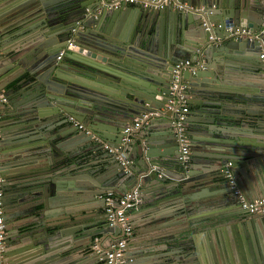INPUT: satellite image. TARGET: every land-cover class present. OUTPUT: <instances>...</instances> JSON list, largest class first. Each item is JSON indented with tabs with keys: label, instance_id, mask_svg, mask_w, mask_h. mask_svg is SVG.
<instances>
[{
	"label": "water",
	"instance_id": "obj_1",
	"mask_svg": "<svg viewBox=\"0 0 264 264\" xmlns=\"http://www.w3.org/2000/svg\"><path fill=\"white\" fill-rule=\"evenodd\" d=\"M173 1L188 9L130 3L112 8L109 0H0V37L21 39L7 47L0 41V94L6 98H0V110L12 118L0 123L6 231L0 264H81L75 255L88 244L75 237L93 243V236L109 232L117 240L121 234L118 227L95 224L107 193L138 188L151 206L171 203L174 218L190 217L203 208L204 186L226 180L223 167L230 162L242 193L264 196V0ZM185 59L195 64L180 72L187 103L206 117L193 120L199 124L191 130L196 135L190 133L184 161L172 131L175 114L166 107L172 67ZM249 75L253 83L243 80L241 88L210 85ZM231 102L239 103L238 110L232 111ZM162 109L160 117L125 132L143 114ZM68 115L90 133L74 124L62 130L64 119L72 124ZM167 117L170 124L159 132L158 121ZM92 134L116 151L104 149ZM170 168L177 175L167 181ZM82 170L91 177H77ZM189 222L190 235L179 229L164 235L173 251L167 254L170 264H186L188 256L212 264L214 245L228 264H264V214L237 210L216 224ZM200 232L206 240L195 237Z\"/></svg>",
	"mask_w": 264,
	"mask_h": 264
},
{
	"label": "crops",
	"instance_id": "obj_2",
	"mask_svg": "<svg viewBox=\"0 0 264 264\" xmlns=\"http://www.w3.org/2000/svg\"><path fill=\"white\" fill-rule=\"evenodd\" d=\"M1 29L2 28H0V30ZM3 33L4 32H2V34ZM20 40L21 39H19V38H14V36L12 34L8 35V36H1L0 37V41L3 42V47H7L13 43H18ZM260 67H262V66L260 65ZM249 78H251V79H249ZM243 80L249 81V83H253L254 79H252V77L249 75L247 78L238 77L235 80L232 79V80L228 81L230 83H225V82L220 81V80H218V81L214 80V81H212V83L210 85L212 87L217 86L220 89H222V87H225V89L228 88V89L232 90L233 88H239V87L241 88V84H242ZM13 86H14V84H12L11 86L9 85L6 88H11ZM197 100L198 99H196V101ZM188 106H189V112H193L190 116L187 115V118L190 119L191 121L186 122L187 123L186 132H187V134L190 138V141H191L192 139H191L190 133H193L194 135H196V133L191 131V130L194 129L193 128L194 125L199 124L198 122L197 123L193 122V120L202 119V117L205 118L206 115L205 114L203 115L200 112L194 113V110L199 109L198 106H195V105L192 106L190 104H188ZM229 107L232 109V111H236V110H238V107H240V106H239V103L231 102L229 104ZM0 112H1L0 123H4V122L7 123L9 121L12 122V118L6 119V117H5L7 110H0ZM164 113H165V109H162L160 112V115L158 117H160ZM169 119L170 118L167 117V118H162V120L158 121L157 124H158L159 132H163V129L170 124ZM63 121H64V124L62 126V130L66 127L68 129H72L74 127L73 124H68L66 122V119H64ZM250 130H251L250 128H245V131L247 133H249ZM242 131L244 132V130H242ZM99 153H102V151ZM91 162H94V160H92ZM260 162L263 163L262 158H260ZM11 170H12V167H11ZM232 174L234 175L235 171H232ZM175 175H177L176 170L174 168H170L167 171V176H166L167 181L171 180L172 177H175ZM76 176L79 178H83V180H86V179L91 177L90 173L87 172L86 170L77 171ZM248 176H249V174H248ZM123 186L126 187L125 184H123ZM204 187L207 188V190H206L207 197H206V195L204 196L205 197L204 198L205 203H204V201L200 200V202H203V203H201L203 205V208H201L202 210L200 212L194 213L190 217L174 218L173 214L175 212L172 211L173 207L175 208L174 204H171V203L162 204V205L156 204L154 206H151L152 205L151 203L153 202V200L152 199H146V198H143V199L141 198L138 206H136L130 210H127L126 215H127L129 222L132 226L133 235L128 240V243H127V248H126L127 254L125 253L124 263L125 264H170V262H167V260L169 258L168 255L170 253H172L173 251L168 249V247L165 243V238H164V235L168 231H175V230L179 229V230L183 231L182 234H185L186 236H188V235H190V232L187 230H188L189 226L191 225L189 220H192V222H194L193 224H195V221L197 220V218H199L204 223L216 224L218 221V217H220L221 215L233 213L234 211H237V210H239V211L245 210L240 206L235 195L231 191L228 190V185H227L226 180L221 179V182L213 181L209 184H206ZM211 194L213 196H208ZM244 195L247 199H255L256 198V197L249 198L246 195V193H244ZM142 196L147 197L148 194L142 193ZM50 197L52 198L53 196L50 195ZM176 201L181 202V204L183 203L180 199H176ZM97 217L98 218H96V220H95V224L97 225V227H99V228L102 226L106 227V225H107L106 224V213H105L104 209L101 211V213L99 215H97ZM180 220H182L183 222ZM176 222H178L179 224H177ZM14 223H16L15 220L12 222V224H14ZM70 228L74 229L76 227L71 226ZM12 229H13V231H17V229H19V228L15 227ZM108 234L109 235H107V234H102L99 236L97 235L98 237L101 238V244H103L104 247L110 245L111 242L115 241V240H112L113 237L115 236V234L114 233L112 234L109 232H108ZM5 235H6V231H5L4 236ZM120 236H121V234H119L117 237L120 238ZM70 237H72V236H70ZM195 237L200 238V240H206L205 232L195 233ZM93 238H95V237L93 236ZM75 240L79 243H84V245L88 244L87 246H84L81 248L80 254L75 255L76 258L77 257L81 258L79 260L81 264H103V262L100 261L97 253H95L91 248L93 243L92 242L88 243L89 237L82 238L81 236H79V237H75ZM12 246H14V245H12ZM2 247H3V242H2ZM150 248H154V249L158 250V252H147V250ZM211 253H212V251H211ZM172 256L175 258H178L179 256H182V255H177V254L173 253ZM210 256H211V254H210ZM184 259L187 262L186 264H204L203 262L201 263V261L197 260L196 258H192L191 256L183 258V260ZM178 261L180 263H182L181 259H178ZM215 261L219 262V264H228L227 262H225L221 259L220 255L218 254V249L215 248V245H214L213 253H212V256L210 257V262L212 264H214ZM175 263L177 264L178 262L175 261ZM62 264H65L64 261L62 262Z\"/></svg>",
	"mask_w": 264,
	"mask_h": 264
},
{
	"label": "built area",
	"instance_id": "obj_3",
	"mask_svg": "<svg viewBox=\"0 0 264 264\" xmlns=\"http://www.w3.org/2000/svg\"><path fill=\"white\" fill-rule=\"evenodd\" d=\"M133 4L139 6L143 9H163L168 6H174L179 10L188 9L187 4H177L174 3L173 0H109L108 6L112 8L120 7L122 4ZM190 9H197L193 6H189ZM212 24V23H211ZM218 26H220L217 23ZM74 30V29H73ZM239 32V31H236ZM241 33H247L245 28L240 30ZM71 42H69L70 44ZM63 51L60 52L57 57L60 59ZM259 60L262 68L264 69V45L261 48L259 54ZM195 64L189 60H180L175 63L172 67L173 73V81L170 86V93L172 94V99L169 101L166 109L172 110L175 114V117L172 120V130L177 138V141L180 146L181 151V159L186 160L190 153V138L186 132V119L187 114L189 112V106L187 103V99L185 97V90L187 88V83L184 80H180V72L183 69L193 68ZM0 98L5 101L6 98L3 94H0ZM178 101V108L174 106L173 103ZM165 109V110H166ZM161 111H152L146 114H143L140 118L136 119L133 127H127L125 132H129L132 129H136L139 125L150 116H159ZM1 119V112H0ZM68 120L77 125L80 129L86 130L88 133L90 131L76 118L72 115H68ZM93 140L101 142L103 144V148L108 150L109 152H114L116 149L109 145L108 142L103 141L100 137L95 134L91 135ZM128 137H123V142L128 141ZM123 163H129L130 161L126 158H122ZM0 171H1V163H0ZM223 172L226 178V182L232 193L235 195L238 200L240 206L250 213L264 214V196L255 199H247L245 195L242 193L237 181L232 174L230 169V162H228L225 167H223ZM3 177L0 173V248H2V242L5 234V206H4V187H3ZM140 195L138 188H134L132 190L127 191L122 195H115L113 193H107L105 196V213H106V224L110 228L118 227L121 230V236L117 240L111 242L110 245L104 247L101 244V238L95 237L93 240V244L91 246L92 250L97 253L100 261L103 264H125L124 256L126 253L128 240L133 235V229L129 222V219L126 215L127 210H130L140 203Z\"/></svg>",
	"mask_w": 264,
	"mask_h": 264
}]
</instances>
